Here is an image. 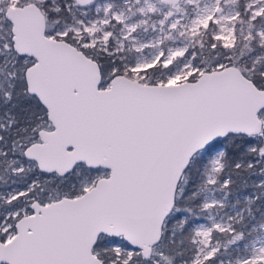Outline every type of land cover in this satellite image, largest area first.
Listing matches in <instances>:
<instances>
[{
    "label": "snow or ice",
    "instance_id": "6c2138e0",
    "mask_svg": "<svg viewBox=\"0 0 264 264\" xmlns=\"http://www.w3.org/2000/svg\"><path fill=\"white\" fill-rule=\"evenodd\" d=\"M0 264H264V0H0Z\"/></svg>",
    "mask_w": 264,
    "mask_h": 264
}]
</instances>
